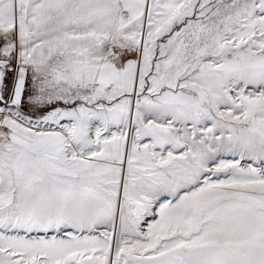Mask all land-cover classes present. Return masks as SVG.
<instances>
[{
	"label": "snow or ice",
	"instance_id": "snow-or-ice-1",
	"mask_svg": "<svg viewBox=\"0 0 264 264\" xmlns=\"http://www.w3.org/2000/svg\"><path fill=\"white\" fill-rule=\"evenodd\" d=\"M0 264H264V0H0Z\"/></svg>",
	"mask_w": 264,
	"mask_h": 264
}]
</instances>
